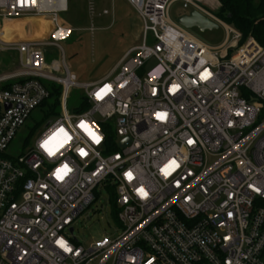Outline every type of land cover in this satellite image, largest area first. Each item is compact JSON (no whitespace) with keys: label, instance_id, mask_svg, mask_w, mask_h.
<instances>
[{"label":"built area","instance_id":"built-area-1","mask_svg":"<svg viewBox=\"0 0 264 264\" xmlns=\"http://www.w3.org/2000/svg\"><path fill=\"white\" fill-rule=\"evenodd\" d=\"M126 1L141 45L107 81L79 84L61 46L74 32L58 21L68 0L65 10L0 0V20L55 23L45 44L0 38V52L16 53L22 68L0 81V264H264V47L243 43L205 8L218 0ZM176 2L222 25L226 43L207 46L171 20ZM48 45L63 63L46 65ZM44 81L61 89L62 114L9 158L18 131L50 100ZM76 87L84 104L70 115ZM100 187L115 201L121 234L86 248L74 223Z\"/></svg>","mask_w":264,"mask_h":264},{"label":"rangeland","instance_id":"rangeland-1","mask_svg":"<svg viewBox=\"0 0 264 264\" xmlns=\"http://www.w3.org/2000/svg\"><path fill=\"white\" fill-rule=\"evenodd\" d=\"M205 8L223 20L219 5ZM105 11L109 14L104 15ZM190 12L189 5L176 2L171 8L170 18L177 23L180 17ZM58 21L60 26L74 31L71 38L61 46L65 63L76 76L79 84H99L107 81L126 53L142 43L141 23L126 0H68V11L60 14ZM54 26L51 17L3 18L0 20V35L6 42L45 44L49 42ZM92 27L95 28L94 33L89 31ZM189 32L197 40L213 48L221 47L228 38L227 31L222 25L212 31L200 32L193 29ZM229 41L230 44L234 42L233 35H230ZM243 43L241 42L238 47ZM44 52L46 65L51 66L54 62L63 63L59 48L48 45L44 48ZM233 52L234 50H227L220 54L229 55ZM21 71L16 53L0 52V81L8 77L12 78ZM43 84L46 87L57 86L46 81ZM83 96L84 91L80 87L71 89L67 103V111L70 115L83 108ZM54 103V99H50L46 106L32 112L10 144L7 150L9 158L18 159L23 156L33 147L35 140L47 129L48 124L57 119L48 116ZM56 114H62V109L57 107ZM263 118L264 116L260 119ZM95 194V203L74 223V237L86 248L101 239H114L121 234L112 204L113 198L102 187L98 188Z\"/></svg>","mask_w":264,"mask_h":264},{"label":"trees","instance_id":"trees-1","mask_svg":"<svg viewBox=\"0 0 264 264\" xmlns=\"http://www.w3.org/2000/svg\"><path fill=\"white\" fill-rule=\"evenodd\" d=\"M218 2L221 4L220 10L226 23L233 26L242 35V42L253 38L264 47V0H218ZM46 88L50 93V99L55 101L48 114L50 118H53L59 105L61 89L58 86ZM112 204L117 215L114 199Z\"/></svg>","mask_w":264,"mask_h":264},{"label":"water","instance_id":"water-1","mask_svg":"<svg viewBox=\"0 0 264 264\" xmlns=\"http://www.w3.org/2000/svg\"><path fill=\"white\" fill-rule=\"evenodd\" d=\"M177 23L186 30L197 29L200 32L212 31L219 28L216 23L197 11H191L189 14L183 15L177 20Z\"/></svg>","mask_w":264,"mask_h":264},{"label":"bare ground","instance_id":"bare-ground-1","mask_svg":"<svg viewBox=\"0 0 264 264\" xmlns=\"http://www.w3.org/2000/svg\"><path fill=\"white\" fill-rule=\"evenodd\" d=\"M42 7L47 8V9H52V10L53 9H57V8L65 10V8H66V0H60L59 5H54V3H52L49 0H43ZM0 38H1V35H0Z\"/></svg>","mask_w":264,"mask_h":264},{"label":"crops","instance_id":"crops-1","mask_svg":"<svg viewBox=\"0 0 264 264\" xmlns=\"http://www.w3.org/2000/svg\"><path fill=\"white\" fill-rule=\"evenodd\" d=\"M55 65H58V64H55Z\"/></svg>","mask_w":264,"mask_h":264}]
</instances>
